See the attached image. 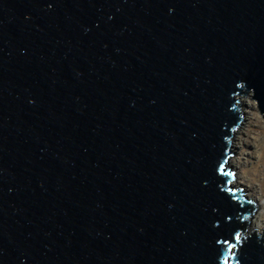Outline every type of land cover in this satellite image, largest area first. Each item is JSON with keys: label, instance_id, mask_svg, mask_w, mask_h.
<instances>
[{"label": "water", "instance_id": "water-1", "mask_svg": "<svg viewBox=\"0 0 264 264\" xmlns=\"http://www.w3.org/2000/svg\"><path fill=\"white\" fill-rule=\"evenodd\" d=\"M246 97L264 0H0V264H264Z\"/></svg>", "mask_w": 264, "mask_h": 264}, {"label": "rangeland", "instance_id": "rangeland-1", "mask_svg": "<svg viewBox=\"0 0 264 264\" xmlns=\"http://www.w3.org/2000/svg\"><path fill=\"white\" fill-rule=\"evenodd\" d=\"M245 99L250 103L246 108L248 116L244 117L241 130L234 137L231 166L232 171L235 170L234 173L238 174V189L258 204L252 223L261 224L264 230V121L257 103L252 99L249 100L248 97ZM243 103L245 109L246 104L244 101Z\"/></svg>", "mask_w": 264, "mask_h": 264}, {"label": "bare ground", "instance_id": "bare-ground-1", "mask_svg": "<svg viewBox=\"0 0 264 264\" xmlns=\"http://www.w3.org/2000/svg\"><path fill=\"white\" fill-rule=\"evenodd\" d=\"M249 100H250V98H248ZM244 102H245V104H246V107H245V109H243V115H244V117L246 116V118H247V116H248V114H247V112L248 111H246V108L249 106V101L247 100V99H245L244 100ZM243 106H244V103H243ZM245 119V118H244ZM241 130V128L240 129H238V131L236 132V134L235 135H237L238 134V132ZM232 144H234V139H233V141H232ZM231 148H232V146H231ZM231 154H233L232 153V149H231ZM232 157V156H231ZM230 160H231V158H230ZM229 166H230V168L232 169V160L231 161H229V164H228ZM234 172H235V170H234ZM235 174V173H234ZM237 175L238 174H235L234 175V178H235V176H236V178H235V183H237ZM236 186H237V188H238V186H239V184L237 183L236 184ZM241 191V190H240ZM245 192H247V191H245ZM241 193L243 194V195H245V193H243L242 191H241ZM248 199H250V200H253L251 197H249V195H245ZM254 201V200H253ZM252 229H257V230H263L262 228H261V224H258V225H256V224H254V223H252V227H251Z\"/></svg>", "mask_w": 264, "mask_h": 264}]
</instances>
